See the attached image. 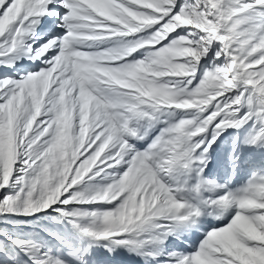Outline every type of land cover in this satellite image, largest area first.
<instances>
[{
  "label": "snow or ice",
  "instance_id": "obj_1",
  "mask_svg": "<svg viewBox=\"0 0 264 264\" xmlns=\"http://www.w3.org/2000/svg\"><path fill=\"white\" fill-rule=\"evenodd\" d=\"M0 264H264V0H0Z\"/></svg>",
  "mask_w": 264,
  "mask_h": 264
}]
</instances>
